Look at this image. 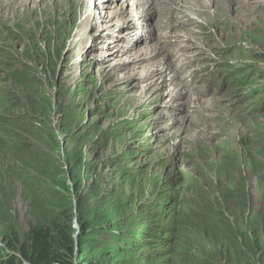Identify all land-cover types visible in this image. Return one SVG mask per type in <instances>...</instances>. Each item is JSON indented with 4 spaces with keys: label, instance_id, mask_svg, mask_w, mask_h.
Returning a JSON list of instances; mask_svg holds the SVG:
<instances>
[{
    "label": "rangeland",
    "instance_id": "374dc122",
    "mask_svg": "<svg viewBox=\"0 0 264 264\" xmlns=\"http://www.w3.org/2000/svg\"><path fill=\"white\" fill-rule=\"evenodd\" d=\"M134 1L88 0V12L83 11L78 17L84 39L70 50L73 56L69 62L63 57L78 36L67 39L62 50L54 49L45 45L54 37L35 34L31 39L23 27L0 18V187L5 186L12 196L14 223L20 233L25 232L26 188L36 181L45 183L32 167L39 160H33L31 152L34 155L44 152L46 159L56 161L58 166L62 164L61 176L69 178L66 184L71 192H67L72 200L78 202L75 189L85 192L90 187L93 193L125 210L127 229L114 226L118 218L111 219L94 235L97 246L94 255L98 261L187 263L190 251L196 260L198 252L201 253L199 245L215 243L214 236L205 228L212 221L220 224L224 221L239 238L243 231L250 235L249 231L257 224L264 229V98L255 91L256 79L262 78L259 67H264L258 64L264 58V30L258 23L246 22L240 28H232L227 40L221 42L215 34L212 37L221 23L209 25L194 9L180 15L175 7L172 16L163 18L165 15L160 11L167 1L154 4L149 11L146 6L143 16H136L133 24L129 19L116 22L117 16L122 17ZM105 2L108 8L97 6ZM89 14L100 18L110 15L112 21L102 24H108L112 30L98 35L102 28L95 19L88 18ZM259 17L264 18V12ZM57 25L58 22H52L47 28L56 29L60 39L66 26ZM135 27L141 32L133 31ZM117 34L122 37L119 41L124 43L123 52L132 44L127 37L134 39L139 34L143 39L138 47L158 45V56L151 51L154 60L172 50L171 55L175 56L172 72L180 71L172 82L186 84L188 90L207 103L218 96L243 120L240 127L245 125L248 142L245 138L238 141L228 136L222 140L225 133L214 129L208 134L210 144L193 142L190 136L185 138L186 133L179 127L189 122L188 117L193 115L192 118L208 123L215 118L219 121L220 117L193 114L192 105L181 106L185 95L171 99L170 95L178 94L180 85L168 84L166 89L151 91L148 83L157 75L146 70L127 77L121 74L116 86L111 77L105 79L109 88L93 73H86L84 68L89 62L96 70L109 63L100 61L105 57L101 55L110 49L105 47L107 44L101 46L108 43L101 39L108 37L113 43ZM214 43L217 47L209 49ZM201 49L206 52L200 53ZM182 52L186 55L181 57ZM136 55L135 61L140 64L152 60H148L145 48ZM249 62L257 63V70L251 72L252 66L245 67ZM68 63L73 65L71 77L66 72ZM156 65L152 70L163 67L161 63ZM207 68L210 73L206 72L205 77L216 85L209 92L200 79L192 78L193 73ZM133 92L150 95L142 104H134L135 107L125 111L119 96ZM15 142L26 145L20 150L18 144L14 146ZM208 146L212 148L206 152ZM80 150L84 164L81 182L73 181L69 174L72 167L69 157ZM30 170L28 177L22 175ZM52 186L49 180L43 188ZM145 224L147 235L141 232ZM198 234L203 237L198 239ZM192 238L200 240L196 242L198 246ZM251 253L248 251L247 256ZM215 260L218 262L220 257ZM251 260H258L256 253H252ZM222 261L229 260L222 258Z\"/></svg>",
    "mask_w": 264,
    "mask_h": 264
},
{
    "label": "bare ground",
    "instance_id": "6f19581e",
    "mask_svg": "<svg viewBox=\"0 0 264 264\" xmlns=\"http://www.w3.org/2000/svg\"><path fill=\"white\" fill-rule=\"evenodd\" d=\"M165 1H167L168 4L166 5L165 9H162L160 11L165 15L163 18H166V16H172L175 7H177L180 10V15H183L188 9H194L200 19H203L204 22L208 23L209 25L221 23L219 30H215L212 35V37H214L215 34L217 36V40L221 42L227 40V34H229L232 28H240L246 22L258 23L256 25H259L264 30V18L259 17L261 15V12H264V0H135V4L132 5V7L124 10V14L122 17L117 16L116 22L126 21L127 19H129L131 20V22L129 23L133 24L132 21H135L136 16H138L139 18L143 16L144 8L146 6H148L147 10L149 11V9L152 8L154 4L158 2L164 3ZM97 6L106 8L107 4L106 2L103 4L99 3L97 4ZM83 11L85 13L88 12V0H0V18L5 19L6 21L14 22L15 25H20L21 27H23V31H26L30 35L31 39L35 34L46 36L49 38H55L51 41H47L45 43L46 47H53L54 49L62 50L67 39L75 35L78 36L79 39L77 41H71L69 45V53L65 54L63 57V59H66V61L68 62L73 56V53L70 50L74 49V47L78 45V43H81L84 39V36L81 33L82 22L81 20H78V17ZM146 12L147 11H145V13ZM105 16H103L102 18L97 17L94 14L93 16L92 14H89L88 16L89 19H95L99 27L102 28L100 30L101 32H98V35H103L106 31L109 32L113 28L110 27V29H108V24H102V22L112 21L110 15ZM186 18L188 19V17ZM52 22H58V25L56 27H58L59 25H63L64 27L66 26L63 36H61L60 39H57L58 31L56 29L51 30L47 28L48 24ZM196 24L198 25V27H202V25L198 23ZM73 27L75 30H73ZM135 28L136 29H133V31H136L137 33L141 32L138 27ZM189 31L191 30L189 29ZM127 33L131 32L127 31ZM187 36L190 37V35ZM121 38L122 37L120 36V34H117V36H115L114 38L113 43L112 40H110L108 37L106 39H101V41H108V43H104L101 46L107 44L105 47L110 49L101 55L105 57L100 61H107L109 63L102 65L98 70H96L93 63L89 62L84 68L85 72L90 74L93 73L97 77L98 81L102 79L100 83L105 88H109V86H107L104 82L105 79L111 77L113 79V85L116 86V83L119 81V77L121 76V74H126L124 75V77H127V75H133L136 72L143 74L145 70L146 72H150V75H157L156 78L148 83V88H150L151 91L158 88L166 89V85L168 84H171L174 87H179L180 84L172 82L174 79H176V77H178V74L180 73L179 70L172 72L173 69H171V66L175 60V56L171 55L172 50L167 51L166 54L161 58L159 57L154 60L152 59L154 58V56H152V52L154 51L155 56H158L160 53L159 51H156V48L158 46L157 44H149L147 46L138 47L139 42L143 39L141 34H139L134 39L131 37H127V39H129L132 44L129 45L128 50H126L127 52H123L124 50L122 48V45L124 43H121L119 41V39ZM158 39L161 40V38ZM262 43L264 44V39ZM215 47H217V44L215 43L209 45V49ZM143 48L148 50V55L150 57L148 58V60L152 59L153 61L149 60L145 64H140L139 62L135 61L137 58H135V56H137L136 54L142 51ZM199 52H206V50L201 49ZM185 55L186 53H180L181 57ZM262 59L264 58L262 57ZM160 63L163 65L161 70H152V67L155 66V64H157L156 66H158V64L160 65ZM72 67L73 65L69 66V63L66 66L67 76L69 77L72 76ZM254 69H256V67ZM202 70L193 73L192 78L200 79V84H202L205 90L209 92L213 89L215 81L208 80L205 77V73L209 72L210 70L209 68ZM228 75L231 77L230 73H228ZM167 79H169L171 83H168ZM186 86V84L180 85L178 94L176 93L174 95H170L172 96L171 99L185 95V101H183L181 106L192 105L191 108L193 114H206L207 116H211L212 118L217 115V117L220 118L219 121L215 120V118L212 119L210 123H208L207 121H201L202 119L200 120V118H192L195 117L193 115L188 117L189 122L186 125H182L179 127V129L182 128V130L186 133L185 138H187V136H190V140H197L201 145L205 143L210 144L212 140L209 138L208 134L212 132V129H214L219 131L221 130L222 133H225V137L223 136L221 138L222 140H224V138L228 139L226 136L233 137V139L234 137H236V140L238 141L243 140V138L246 139L247 131L244 128L245 125H242V127H240V124L241 122H243V120L241 118H238V115L232 113V110L228 104L221 102L218 96L212 97L211 102L207 103L200 95H195L192 91L188 90L189 88ZM150 92H140L139 94L133 92L122 94L119 97L121 102L126 106V111L128 109H131L134 104H142L143 100H145L147 96L150 95ZM227 118L228 123L225 121V119ZM211 148V146H208L206 148V152H208V150Z\"/></svg>",
    "mask_w": 264,
    "mask_h": 264
},
{
    "label": "trees",
    "instance_id": "16d2710c",
    "mask_svg": "<svg viewBox=\"0 0 264 264\" xmlns=\"http://www.w3.org/2000/svg\"><path fill=\"white\" fill-rule=\"evenodd\" d=\"M31 79L35 80V78ZM17 144L15 142L14 146H19L20 150L21 146L26 145V143H20L18 146ZM31 153L33 160H39L38 165L35 167V164L32 167L45 183L36 181L34 184H28L26 188L28 229L21 233L14 223V216L11 212L12 196L8 194L5 186L0 187L3 193L0 194V237L5 243L4 247H0V264H105V261H98L94 255L97 246L93 237L111 219L118 218L121 228L120 224L125 216V210L116 207L114 201L109 203L108 199L100 196L99 193H93L88 187L85 192L75 189L74 193H76L78 202H76V215H74L73 202L75 201L67 192L69 186L66 181L60 178L56 161L46 159L44 152L35 155L33 152ZM20 156L21 154L17 159L20 160ZM82 161V150L69 157V164L72 166L69 174L71 173L73 181L81 182V176L84 180V173L81 175L84 165ZM22 164H24V160ZM30 173L31 170L22 175L28 177ZM49 180L53 186L43 188ZM210 212L211 209L207 213ZM262 214H264V209H262ZM74 216L78 218L79 228L77 231L72 225ZM205 228L210 235L214 236L213 246L208 243L206 245L197 244L196 242L200 241L198 239L203 237L198 234V239L192 238V242L194 241L195 246L199 245L201 253L198 252V257L194 260L193 252L190 251L191 254L188 253L190 261L188 259L187 263L182 261L180 264H213L214 262L219 264H264V229L260 228L258 224L249 231L250 235L244 231L241 232L240 238L224 221L221 224L218 221H212ZM75 232L78 233L76 256L74 254ZM248 251H252L254 255L256 253L258 260L252 261V253L247 256ZM219 252L220 254H218ZM183 253L187 255L185 249ZM200 256L202 257L200 258ZM218 257L220 260L216 262L215 259ZM222 258L229 261L224 263Z\"/></svg>",
    "mask_w": 264,
    "mask_h": 264
},
{
    "label": "clouds",
    "instance_id": "9594fccd",
    "mask_svg": "<svg viewBox=\"0 0 264 264\" xmlns=\"http://www.w3.org/2000/svg\"><path fill=\"white\" fill-rule=\"evenodd\" d=\"M59 167V173H60V178L61 179H63L64 181H67L69 178L68 177H64V176H61V174H62V164L60 165V166H58ZM74 197V196H73ZM75 202H73V204H74V215H76V210H75V206H76V200H74ZM78 218L77 217H73V228L77 231L78 230V228H79V224H78V220H77ZM121 225V228L119 227V224H118V220H117V223H115L114 224V226H117V227H119L120 229H127L128 228V221L126 220V216H124L123 218H122V223L120 224ZM147 228H148V226L145 224V226H144V228L143 229H141V232H142V234H148V231H147ZM119 231V230H118ZM117 231V233H119ZM77 237H78V233L77 232H75L74 233V239H75V241H74V254H75V256H76V251H77ZM1 239V238H0ZM0 243H2V244H0V247H4L5 246V243L3 242V240L1 239L0 240ZM120 247H122V246H120ZM122 248H124V247H122ZM110 255V254H109ZM108 255V256H109ZM202 256H200V258H201ZM105 264H107L106 262H104ZM215 264H219V263H215Z\"/></svg>",
    "mask_w": 264,
    "mask_h": 264
}]
</instances>
